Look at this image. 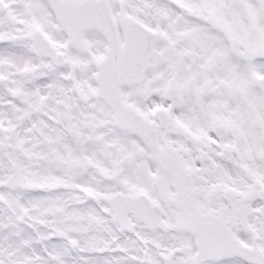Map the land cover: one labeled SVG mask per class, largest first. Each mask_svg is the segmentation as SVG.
Instances as JSON below:
<instances>
[{"label": "snow or ice", "instance_id": "1", "mask_svg": "<svg viewBox=\"0 0 264 264\" xmlns=\"http://www.w3.org/2000/svg\"><path fill=\"white\" fill-rule=\"evenodd\" d=\"M0 264H264V0H0Z\"/></svg>", "mask_w": 264, "mask_h": 264}]
</instances>
